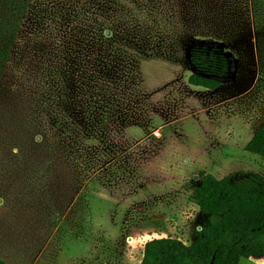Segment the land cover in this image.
<instances>
[{"label": "rangeland", "instance_id": "obj_1", "mask_svg": "<svg viewBox=\"0 0 264 264\" xmlns=\"http://www.w3.org/2000/svg\"><path fill=\"white\" fill-rule=\"evenodd\" d=\"M198 46L228 59L218 89L189 83ZM263 122L264 0H31L0 67V258L24 264L21 234L54 220L22 205L35 174L102 177L113 211L67 218L118 224L102 264H141L152 238L190 243L202 171L264 178L244 149Z\"/></svg>", "mask_w": 264, "mask_h": 264}, {"label": "trees", "instance_id": "obj_2", "mask_svg": "<svg viewBox=\"0 0 264 264\" xmlns=\"http://www.w3.org/2000/svg\"><path fill=\"white\" fill-rule=\"evenodd\" d=\"M31 0H0V67L7 60ZM190 60L194 86L215 90L229 75L228 59L219 48L198 46ZM244 149L264 155V122ZM204 215L190 243L173 236L148 240L141 264H239L242 258L264 256V178L240 172L218 178L202 171L190 195ZM0 264H9L0 258Z\"/></svg>", "mask_w": 264, "mask_h": 264}, {"label": "crops", "instance_id": "obj_3", "mask_svg": "<svg viewBox=\"0 0 264 264\" xmlns=\"http://www.w3.org/2000/svg\"><path fill=\"white\" fill-rule=\"evenodd\" d=\"M25 178L31 183L29 185L31 191H27V188L23 191L22 205L25 203L40 216L44 214L46 217L53 216L54 220L44 222L41 221L43 219L41 217L40 222L31 224L21 234L18 239V262L102 264L112 260V254L117 252L115 238L120 234L117 223L111 220L107 224L83 225L82 222L67 220L69 214L77 209L92 215H101L104 210L113 211L110 206L102 205L106 199L102 196L103 185L98 184L104 182L102 177L80 174H35ZM96 194L98 199L93 197ZM114 195V201L118 202L117 191ZM141 255L143 257V253ZM6 260L11 263V260ZM239 264H264V256L242 258Z\"/></svg>", "mask_w": 264, "mask_h": 264}, {"label": "built area", "instance_id": "obj_4", "mask_svg": "<svg viewBox=\"0 0 264 264\" xmlns=\"http://www.w3.org/2000/svg\"><path fill=\"white\" fill-rule=\"evenodd\" d=\"M200 229H201V228H200ZM200 229H199V230H200Z\"/></svg>", "mask_w": 264, "mask_h": 264}]
</instances>
